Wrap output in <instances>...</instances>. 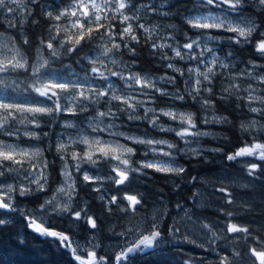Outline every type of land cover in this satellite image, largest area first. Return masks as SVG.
<instances>
[{
  "label": "clouds",
  "instance_id": "1",
  "mask_svg": "<svg viewBox=\"0 0 264 264\" xmlns=\"http://www.w3.org/2000/svg\"><path fill=\"white\" fill-rule=\"evenodd\" d=\"M238 7L216 8L214 5L207 3V0H191V4L186 7V10L182 12L180 20L183 23H188L196 18H200L202 22L210 19L213 16L219 18H225V28L237 27L238 32L235 40L229 44H236L241 47L245 45H252L255 54L264 56V51L258 49L257 45L264 41V0H235ZM16 0H10L9 4L5 5L4 11L9 12L10 8H14ZM121 3H126V0H112V3L108 5L110 14L104 17L105 34L97 38L94 42H91V51H81L77 54L71 52H63L62 56L59 54V49H54L55 58H51L52 62L49 65V75H60L69 72L71 70L78 76L85 78L89 84L95 83L96 89L100 90V83L92 79L91 68H98L100 74L109 78L111 83V77L113 73L122 77V83L124 87L122 89H113L111 99L115 100L120 96L130 99L138 91H143V86H136V78L139 71H134V65L127 62L125 56L122 55L124 48L119 47L117 42L112 39V33L110 30L113 26V21H123L121 28H127L129 23L136 24L135 16L131 12L121 11ZM141 8L148 9L147 4L141 5ZM251 8L253 12H247L246 9ZM215 9V11H214ZM153 14L149 9L147 15ZM22 15V13H20ZM177 15L175 12L168 14L169 17ZM248 21L247 23L242 22ZM93 24L97 21L93 20ZM146 23V21L141 22ZM170 25V30L175 31V36L171 39L173 51L175 53V47L179 43L176 39L178 35L187 34V31H183L180 25L173 22L166 23ZM96 33L93 32V36ZM130 33L125 34V38L122 42L128 46L129 51ZM169 35V31H161L158 33L159 40H164ZM23 38V37H22ZM199 39V37H194ZM227 40L224 37L220 38V43ZM74 44L75 41H72ZM15 46V41H12ZM197 57L201 53H196ZM207 60V63L201 62L197 64L196 61H192L190 65V74L192 76V82L190 84H184V87L177 90L176 83L172 82L165 75H154V78H150L148 82L149 88H155L161 97L168 98V103L164 105H158L155 97H141L139 107L128 109L127 106H121L124 110V117L128 116L131 112L133 118L128 120L130 122H141L147 125V128L140 131L127 129L122 122H119V111L112 109L117 113L118 119L114 121L115 127H108L107 124L95 125L93 131L88 133L89 136L102 140L103 142L120 143L124 145L122 154L118 159L112 160L101 157L104 160V167L100 165L83 160L81 154L80 159L73 161V163L80 164L85 168L87 175L97 180L98 183L92 186L93 189H99V191L91 190L88 195L91 199L99 202L102 208L99 216L93 212L90 200L81 197V188H88L89 186L81 179L80 186L73 193H63L61 199L55 200V203L49 202L54 200L57 193L56 191L48 190L47 194L42 199H37L39 192L37 191L38 185L29 184L27 178L21 175L19 184L13 185L11 181L4 187L6 191H10L13 188L15 191L9 196L10 203L17 211L6 212L3 215L6 220L10 222L4 224L0 221V226H8L12 224L13 228L19 229V243L23 247H28L33 240L47 241L49 238L47 235L34 232L27 226L28 219L31 218L36 222L48 224L49 221L55 223L59 229L65 230L69 233L73 246L77 247V255H80L81 259H90L89 252L97 253L95 257V264H108V257H114L117 253L132 245L138 239H141L145 235H151L154 231H160L162 233L160 240L169 239L170 242L161 245L159 251H163L167 247H177L181 244L182 240H187V244H195L199 248H203L206 251H211L216 255L215 260H209L207 264H220L223 259L224 264H252L255 257L252 255L253 248L258 251L264 248V232H260L257 227L258 224L264 222L261 218L255 220L253 224H242L235 222V218L240 216L255 217L259 215L264 217V187H261L256 183L258 174L264 169H261L260 164L264 163V156L261 155V149L257 148L250 155L239 157L234 160H228V155H235L239 151L241 146L251 147L256 144L264 145V73H259L255 69H242L244 75L243 79H240L239 72H236L232 76L233 83H239V89L232 92V95L236 97V107L240 108V100H244L241 116L233 120L229 115H225L219 112L216 103L212 100H206V89L204 91H197L203 88L206 78L212 73H220L221 69L215 67L211 57L207 52L203 53ZM75 59V66L71 62ZM190 53L186 52L182 58L185 63L190 60ZM67 61V62H66ZM163 61V60H162ZM249 65L255 63L253 60H248ZM127 65V66H125ZM39 67V64H37ZM77 67L79 71H77ZM168 68V65L165 64ZM202 68L203 72L197 75L198 69ZM175 71L181 72L182 68L176 67ZM229 69H224V74H228ZM87 73V77H85ZM249 73H251L252 83H245V80H249ZM131 77V79H129ZM188 74H185L182 79L187 80ZM200 83L197 84L196 81ZM12 83V80L8 81ZM67 82V81H66ZM27 83L33 88L38 86L36 75H30L28 80L21 79L20 83L16 85L18 89L26 92V96H17L16 99H36L34 96L27 94V89L23 88V85ZM164 85L172 86L173 90H169ZM227 87V85H225ZM187 96L196 106L197 111L189 108H184L178 105L177 102L183 104L185 99H178V97ZM150 100V103L145 105L143 101ZM133 105L135 106L138 101L133 99ZM99 111V110H98ZM109 113L105 111V116ZM189 118L191 119V127L189 126ZM99 120L101 117L96 115L90 116L89 121ZM199 121V123H198ZM54 125V124H53ZM86 126L92 127V125L85 122ZM204 125L205 127H200ZM28 122L18 123L17 127L20 129V135L25 134V128L28 127ZM213 126L220 128H226L235 133L241 142L240 146H235L232 151H225V146L233 145L232 137L223 131H214ZM52 127V126H50ZM62 129L63 140L60 135H56L54 142L51 140L50 133L46 137L48 138L47 148L45 151H53L51 145L53 143H65L69 146V150L66 153H62L65 160H70L73 152L78 149L73 144L64 129ZM100 129H103V135ZM185 129L188 132H185ZM165 134V135H156ZM190 133V134H188ZM174 138H169V137ZM211 140L218 146H211L205 143V141ZM55 153V152H54ZM56 155V153H55ZM46 158V157H45ZM181 158L185 161L203 160L206 163H217L221 165V168L226 167L225 161L229 164L238 166L239 171L229 175L231 169L228 171H222L221 175L225 177H235L236 180L221 179L213 182L203 177L200 178L201 183L208 187H214L215 183H219L220 187H226L229 193L233 197V202L227 205L228 211L231 212V216H228V221L239 224L242 228H253L251 233L241 232L239 235L228 233L226 223L223 227L217 225L215 228L211 226L214 221L209 220L197 211V209L204 208L197 202H193L195 207H187L179 202L174 204L176 214L172 216V222L169 227L173 229L168 236L163 235V228L165 222L168 220L172 211V202L164 193V189L159 187L156 183L154 174H160L162 183L169 186L173 193L181 191L183 185L192 186L193 182L197 180L196 176H189L188 170L184 163L181 162ZM60 161L59 170L62 167V161ZM257 161L259 163H257ZM35 162V161H33ZM37 163V167H41L43 159ZM255 166V167H254ZM31 165H25L26 169H30ZM118 169L125 175L122 182L117 184L118 180H121L120 176L115 175L114 170ZM93 170L97 172V175L93 176ZM83 176V173H77ZM15 175V173H13ZM32 178L38 176V172L31 173ZM20 184H24L31 189V195L21 196L22 198L33 199V205L27 204L21 206L16 202V195L19 191ZM58 188V183L53 187ZM91 193H95V196H91ZM200 196L201 200L204 197L200 195V190L196 192ZM77 196L79 197V205L74 203ZM126 196H136L139 203L134 207H129V201ZM116 197L113 202L112 198ZM192 199V198H190ZM190 211L192 213L193 220L190 223H181L177 217L181 219L184 216V211ZM74 211H82L80 219L72 217ZM12 216L14 219L10 220L7 217ZM92 216L98 223L95 228H90L87 224V217ZM21 218L23 222H21ZM203 225H209L208 227H202ZM180 227V232L175 231L176 227ZM25 229H30L31 233H35L34 236L31 233L27 235L31 236V240L25 239ZM106 237L108 239H106ZM116 238H120L117 242H113ZM57 254H63L62 250L68 251L58 247L55 240L51 241ZM35 246V245H33ZM224 249V251H221ZM113 264H116L113 261ZM182 264H196V261L189 257L182 261Z\"/></svg>",
  "mask_w": 264,
  "mask_h": 264
},
{
  "label": "snow or ice",
  "instance_id": "2",
  "mask_svg": "<svg viewBox=\"0 0 264 264\" xmlns=\"http://www.w3.org/2000/svg\"><path fill=\"white\" fill-rule=\"evenodd\" d=\"M10 0H0V16L4 14L5 5L9 4ZM112 3V0H64L63 7L53 6L52 10H47L41 0H16L14 8H10L9 12L11 18L5 17L7 20V26L10 29L21 28L23 29L27 23H31L33 26L38 25V21L33 19L29 21L33 13V9L29 5H34L39 12L37 15L45 17L46 23L41 31L40 35L35 40V55H31L33 40L25 32L21 31L22 45L28 46L27 48L15 41L13 46V37L11 35L6 36L3 31H0V186L7 185L9 181L15 184H19L21 175L27 178L29 184L38 185L37 191L39 194L46 195V188L50 191H56L57 195L54 200L49 203H55V200L61 199L63 193H73L81 182V176L77 173H83L82 180L88 186H91V190L99 191V189H93L92 186L98 183L86 174L85 167H81L78 163H73L80 159L81 154L83 160L94 162L104 167L103 157L107 159H118L122 154L124 145L120 143L103 142L100 139L91 137L88 135L93 131L95 125L107 124L108 127H115L113 123L118 119L117 113L112 109L119 111V119L124 116V110L121 106H127L128 109L139 107L141 97H161L155 88H149L148 82L150 78H154L151 72H138L136 78V86H143V91H138L130 99H125L124 96L113 100L111 94L113 89H122L124 87L122 77L116 73L112 74L111 83L109 78L101 75L98 68H91L92 79L100 83V90L96 89L95 83L89 84V82L71 70L69 72L56 77L54 74L49 75V65L52 62L51 58H55L53 52L54 49H59V54L62 56L63 52H71L77 54L81 51H91V42H94L97 38L102 37L105 34L104 17L109 15L108 5ZM207 3L214 5L216 8H236L238 7L235 0H207ZM147 4L148 9L141 8V5ZM166 7L169 10H165ZM175 7L171 0H126V3H121V11L131 12L136 19V24L129 23L127 28L122 29L121 24L123 21H113L112 28L108 30L112 33V39L117 42L119 47L124 48L122 55L129 57L126 59L128 63L135 65L137 61L134 59L138 55V49L136 45H147L151 48V55L159 57L168 65L171 73L175 75H167L172 82L177 85V78H182L185 74H188L187 80L183 79L184 84H190L192 82V76L190 74V65L192 61H196L197 64L204 62L207 63L203 53L207 52L208 56L215 67L220 68V73H212L206 78V82L203 88L197 91H204L206 89V100H212V97L222 102H228L231 99H236L232 92L239 89V83L232 82V76L235 75L231 71L235 65L229 62L230 57L233 56L232 51H228L224 55H219L218 52H222L220 38L224 36L213 34V31H223L230 35L224 37L229 43H232L238 32L237 27L225 28V18H219L216 16L207 19L202 22L198 17L188 23H183L189 29L195 30L193 38H188L187 34L183 35L184 42H181L177 37L179 43L175 47V53L171 44V39L175 36V31L170 30V25L157 21L155 23L149 21L147 15L149 9L158 17L168 18V14L172 13L170 9ZM22 13V15H20ZM177 15H182L179 9L176 10ZM97 21L93 24L92 21ZM146 21V23H141ZM247 23L248 21L242 20ZM2 23V21H0ZM264 27V22H262ZM170 30L169 35L164 40H159L158 33L164 30ZM93 32L96 33L93 36ZM130 33L129 41L130 48L120 43L124 40L125 34ZM199 37L195 39L194 37ZM72 41H75L73 44ZM236 45V44H235ZM258 49L264 51V41H261L257 45ZM190 53V60L185 63L183 57L185 53ZM201 55L197 57L196 53ZM264 57V56H262ZM39 64V67H37ZM127 66V65H125ZM252 69L258 67L256 63H253ZM176 67L183 69L181 72L175 71ZM229 69L228 74H224V69ZM203 72L200 68L197 71V75ZM30 75H36L38 86L32 87L25 83L24 89H27V94L34 96L36 99H16L17 96H26L25 91H21L16 87L20 83L21 79L28 80ZM243 71H239L240 79L243 78ZM87 77V73H85ZM131 79V77H129ZM12 80V83L8 81ZM67 81V82H66ZM219 81V92H217L216 83ZM249 81H251V73H249ZM200 83L199 80L196 81ZM251 83V82H249ZM264 83V80L261 81ZM227 85V87H225ZM177 90L179 87L177 86ZM184 97H178V99H185ZM135 99L138 103L134 106L132 100ZM240 102H244L243 99ZM145 105L150 103V100L143 101ZM99 110V111H98ZM105 111L109 114L105 116ZM99 115L101 119L89 121V117H95ZM133 118L132 113L129 112L127 119ZM28 122V127L25 128V134L20 135V129L17 127L18 123ZM85 122L92 125V127L86 126ZM47 124L49 127L53 124L57 127L63 128L69 138L72 140L78 151L73 152L70 160H65V157L61 155L69 150V146L65 143H53L51 145L52 150L56 153L59 160L62 161V167L59 170V182L58 188L52 187V173L49 168L50 162L45 158L48 145H45V138L49 135V132L42 131V127ZM189 126L191 127V119L189 118ZM103 135V129H100ZM185 132H188L185 129ZM190 134V133H188ZM60 135L63 140V133H56ZM261 149V155L264 156V145L256 144L251 147L241 146L239 151L235 155H228V160H234L239 157L250 155L255 149ZM43 159L41 167H37V163ZM35 161V162H33ZM30 164V169H26L25 165ZM255 167V166H254ZM261 169H264V163L260 164ZM38 172L36 178H32L31 173ZM115 175L120 176L121 180L117 181V184L122 182L124 173L118 169L114 170ZM15 173V175H13ZM97 175V172L93 170V176ZM223 179L236 180L235 177H225ZM15 191L13 188L10 191H6L4 187H0V221L5 225L10 221L4 218V213L15 212L17 209L10 203L9 196ZM216 191L223 193L226 199V203L231 204L233 197L229 193L226 187L216 188ZM31 195V189L24 184H20L19 191L16 197ZM202 195V194H200ZM198 196L197 193H193V199ZM39 196L37 197V199ZM129 201V207L134 208L138 203L136 196H126ZM116 197H113V202ZM17 204L20 201L16 200ZM79 197L77 196L76 203L79 205ZM200 206L207 207L209 204L204 200L198 202ZM195 207V205L193 206ZM182 211H184L182 209ZM217 212H223L224 217L231 216V212L226 209L217 208ZM82 211H74L72 217L80 219ZM87 224L90 228H95L98 221L93 219L92 216H88ZM181 223H190L193 220L192 213L190 211H184V216L181 219L177 217ZM264 220V217H261ZM226 223L227 232L239 235L241 232L251 233L253 228H242L237 223H232L226 220L220 227H223ZM27 226L34 232L47 235L58 241L57 246L62 249L68 250L67 253L71 255L74 264H95V257L98 255L94 252H89L90 259L83 260L80 255H77V247L73 246L72 239L69 233L65 230H57V225L51 221L47 225L36 222L29 218ZM209 225H203L202 227H208ZM213 228L217 226L216 223L211 224ZM260 232H264V222L257 225ZM166 231L163 230V235L168 236L173 231L169 225H165ZM180 227L177 226L175 231L180 232ZM162 233L160 231H154L151 235H145L141 239L135 241L132 245H129L114 257H108V264H133V258L138 257L140 254L154 255L160 250L161 245L170 242L169 239L160 240ZM187 243V240L180 241ZM196 246L195 244H193ZM198 247V246H196ZM199 248V247H198ZM224 251V249H221ZM252 255L255 257L252 264H264V248L257 250L253 248ZM220 264H224L223 259Z\"/></svg>",
  "mask_w": 264,
  "mask_h": 264
},
{
  "label": "trees",
  "instance_id": "3",
  "mask_svg": "<svg viewBox=\"0 0 264 264\" xmlns=\"http://www.w3.org/2000/svg\"><path fill=\"white\" fill-rule=\"evenodd\" d=\"M41 2L44 4L45 9L52 10L53 6L57 7H63L64 6V0H41ZM171 3L175 6L172 9H170L172 12L176 13V10L179 9L180 12H184L186 10V7L191 4V0H171ZM30 8L33 9V15L29 17L30 20H37L38 25L33 26L31 23H27L23 29L17 27L14 29H10L7 26V20L5 17L11 18V15H8L4 12L3 16H0V31H3L6 36L11 35L13 39L17 40V43L22 45V36H20L21 31L25 32L29 37L33 40V47L31 51V55H35V40L36 37L40 35L41 31L43 30L46 20L45 17L42 15H37L36 13L39 12V9H37L34 5H29ZM165 10H169L167 7ZM247 12H253L254 10L251 8L246 9ZM149 21L150 22H157L162 21L163 23L173 22L177 25H180L182 27L183 31H187L189 36H193L195 33V30L189 29L186 26L182 25V22L180 20L179 15H174L172 17L168 18H161L156 16L155 14L149 15ZM144 22V21H141ZM170 31V30H165ZM213 34L220 35V36H228L229 33L223 32V31H213ZM177 38L184 42L183 35H178ZM229 42L225 40L221 47L223 49L222 52H218L219 55H224L228 51L233 52V56L228 58L230 63H233L235 67L231 69L233 73L239 72L242 69L248 68L252 69V66L249 65L247 62L248 60H253L258 67L255 69V71L259 73H264V57H261L257 54H255L254 48L252 45H245L243 47L235 44H231V47L229 46ZM23 47L27 48L28 46ZM138 49V55L134 57V59L137 61V63L134 65L133 70L139 71V72H151L153 75H175L171 73L169 69L165 67L166 62L159 59V57H154L151 55V48L147 45H136ZM125 59H130L129 57L125 56ZM67 62V61H66ZM73 65L75 66V59L71 61ZM77 71H79V68L77 67ZM243 79V78H242ZM245 83H249L252 81L245 80ZM183 88L184 83L183 79L178 77L177 78V85L176 87ZM219 81L216 83L217 92H219ZM164 87H168L169 90H173L172 86L164 85ZM261 87H264V85H261ZM212 99L215 101L217 109L220 113L229 115L230 118L233 120L238 119L241 114L242 110L246 112V109H243L244 102H240L241 107H236V100L233 98L229 100L228 102H222L216 97H212ZM157 104L158 105H164L168 103V98L166 97H158L157 96ZM179 106L184 108H189L191 110L197 111V106L186 96V102L183 104H180V102H177ZM119 122H122L127 129H132L136 131H140L141 129L147 128V125L141 122H130L126 119V117L122 116L119 120ZM199 123V121H198ZM200 127H205L204 125H200ZM214 131H223L229 134L233 139V145L231 146H225V151H232L234 150L235 146H240L241 142L239 141L238 137L235 133L231 132L230 130L226 128H220L217 126H213ZM42 131H47L50 133L51 140L54 142L56 133H61L62 129L60 127H57L56 125H52V127H49L47 124H45L42 127ZM156 135H165V134H158L154 133ZM174 138V137H169ZM48 143V138H45V145ZM206 144L211 146H218L215 144V142L211 140L205 141ZM46 159L50 162L51 167L49 168L50 173H52V187H54L59 182V167H60V161L55 155L54 151H47L46 152ZM181 162L185 164L189 176H196L197 180L193 182L192 186L183 185L181 191L177 193H173L169 186L162 183V178L160 174H154L156 183L159 187L164 189V193L172 202V211L170 213V216L168 220L165 222V225H169L172 222V216L176 214V209L174 207V204L176 202H179L182 205H186L187 207L191 208L193 206V202H199L201 199L200 197H196L193 199V193L197 191V189L200 190V193L204 197V201L209 204V206L204 207L202 209H197V211L202 215V217H206L211 221H214L217 225H222L226 220H228L227 217H224L223 212H217V208L222 209H229V206L226 203V199H221L224 197L223 193H220L216 191V188H219L221 185L219 183H215L214 187H208L205 186L203 183H201L200 178L203 177L205 179H208L210 181L216 182L221 179H223V176L221 175L222 171H228L229 168L231 171L229 172V175H232L235 172L239 171L238 166L234 164H229V162L225 161L226 167L224 169L221 168V165L213 162V163H206L202 159L192 160V161H185L183 158H181ZM257 163H259L257 161ZM79 175V174H77ZM82 179V178H81ZM256 183L260 185L261 187H264V171L260 172L258 174V179L256 180ZM81 197L84 199L90 200V205L93 210L99 216L100 212L102 211L101 205L99 202L95 201L94 199H91L88 193L91 192V186L88 188H81ZM43 194H39V199L43 198ZM91 196H95V193H91ZM192 198V199H190ZM20 201V205L23 206L25 204L32 206L33 205V199L31 198H22V197H16V200ZM4 218H6L4 216ZM8 219L12 220L14 219L12 216L7 217ZM261 217L259 215L255 217L251 216H240L235 218V222L242 223V224H253L255 225V220H259ZM21 222H23L21 218ZM163 230L166 231V228ZM57 230H60L57 226ZM26 233L25 239L31 240V236L27 235L28 233H31L30 229L24 230ZM19 229L13 228L12 224H9L8 226H0V264H74V261L72 260V257L70 254H68L66 251L62 250L63 254H57L55 251V248L53 247L51 241L54 240L53 238H48L47 241L42 240H33L29 244L28 247H23L19 243ZM32 236L35 235V233H31ZM106 239H108L106 237ZM117 238L113 241L115 242ZM56 244H58V241H56ZM35 245V246H33ZM193 258L196 261V264H207L209 260H215L217 257L216 255L212 254L210 251L203 250L201 248H198L194 245H190L187 243H181L177 247H167L162 252L157 251L154 255H144L140 254L138 257L133 258V264H182V261L187 258Z\"/></svg>",
  "mask_w": 264,
  "mask_h": 264
},
{
  "label": "rangeland",
  "instance_id": "4",
  "mask_svg": "<svg viewBox=\"0 0 264 264\" xmlns=\"http://www.w3.org/2000/svg\"><path fill=\"white\" fill-rule=\"evenodd\" d=\"M214 11H215V9H214ZM5 12V11H4ZM6 13V12H5ZM8 15H12V14H10V13H7ZM198 197H200V196H198ZM120 238H117V240L115 241V242H117L118 240H119ZM201 249H203V248H201ZM203 250H205V249H203ZM211 252V251H210ZM212 254H214L213 252H211ZM215 255V254H214Z\"/></svg>",
  "mask_w": 264,
  "mask_h": 264
}]
</instances>
